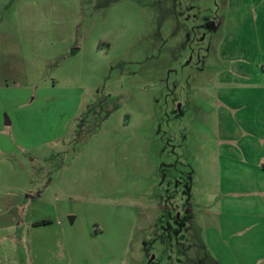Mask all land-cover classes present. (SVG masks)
<instances>
[{
    "label": "rangeland",
    "instance_id": "374dc122",
    "mask_svg": "<svg viewBox=\"0 0 264 264\" xmlns=\"http://www.w3.org/2000/svg\"><path fill=\"white\" fill-rule=\"evenodd\" d=\"M0 264H264V0H0Z\"/></svg>",
    "mask_w": 264,
    "mask_h": 264
},
{
    "label": "trees",
    "instance_id": "16d2710c",
    "mask_svg": "<svg viewBox=\"0 0 264 264\" xmlns=\"http://www.w3.org/2000/svg\"><path fill=\"white\" fill-rule=\"evenodd\" d=\"M45 224H48V222L47 221H41L39 223L34 224V227L35 226H40V225H45Z\"/></svg>",
    "mask_w": 264,
    "mask_h": 264
}]
</instances>
